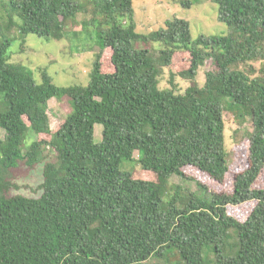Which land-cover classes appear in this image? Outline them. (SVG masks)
Here are the masks:
<instances>
[{
  "label": "trees",
  "instance_id": "16d2710c",
  "mask_svg": "<svg viewBox=\"0 0 264 264\" xmlns=\"http://www.w3.org/2000/svg\"><path fill=\"white\" fill-rule=\"evenodd\" d=\"M214 1L228 33L193 40L178 17L139 33L134 0H0L7 32L75 38L84 12L102 40L89 83L59 86L45 67L37 82L12 59L16 38L0 37V264H139L167 248L168 264H264V0ZM166 69L171 85L190 81L184 93L161 88ZM64 96L71 112L52 129L49 101ZM226 111L251 124L237 168ZM40 166L36 196L13 191Z\"/></svg>",
  "mask_w": 264,
  "mask_h": 264
},
{
  "label": "rangeland",
  "instance_id": "374dc122",
  "mask_svg": "<svg viewBox=\"0 0 264 264\" xmlns=\"http://www.w3.org/2000/svg\"><path fill=\"white\" fill-rule=\"evenodd\" d=\"M81 2L82 0H77ZM190 1L191 6L186 7L184 3ZM136 30L139 33H148L166 26V22L175 17L186 19L190 23L192 39L196 40L199 36L206 37L220 36L228 33V26L219 20L218 5L214 0H134ZM5 12L0 8V23H4ZM89 15L81 12L77 17L75 31L78 35L73 38L68 36L62 40L47 39L35 34L22 37L20 33L12 27L9 32L0 26V37L7 34L12 38L11 52L12 59L15 62H22L37 82H40L39 69L47 68L48 73L52 76L54 82L59 86L82 84L87 85L90 80V71L94 61V55L102 46V40L98 31L85 23ZM6 22V21H5ZM23 38L25 41L22 43ZM92 46V50L77 52L80 44ZM210 64H205L199 70L197 80L200 83L205 81V73ZM170 71L166 69L165 77L161 80V88H173L174 90L184 93L190 85V81L184 80L178 76L173 78L174 85H171ZM71 112V106L68 97L61 99L52 98L49 101V113L51 118V128H57L63 119ZM226 126V143L232 153V162L236 163V168L241 167L246 162V150L244 146L245 127L251 129L250 119L240 126L234 114L226 111L224 115ZM103 126L96 124L95 135L96 141L102 139ZM33 135V134H32ZM5 131H0V137L4 138ZM33 137V136H32ZM49 155V152H46ZM137 156V153L135 154ZM123 170L139 169L140 166L135 163L124 161L121 167ZM42 166L29 173L20 172L19 176L14 178V183L21 185L19 190L23 194L39 193L38 184L40 183ZM187 173L195 174L193 167H187ZM200 175V174H199ZM174 184H180L191 191L197 192L203 198L210 199V194L200 189L195 180H183L174 175L171 179ZM210 182V181H207ZM229 181L224 186L229 187ZM224 186H221L224 188ZM221 189V188H220ZM243 205V204H242ZM228 212L239 220H244L249 213L246 206H228ZM177 250L167 248L163 254H154L146 261L139 264H168L171 256Z\"/></svg>",
  "mask_w": 264,
  "mask_h": 264
}]
</instances>
